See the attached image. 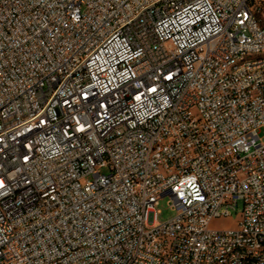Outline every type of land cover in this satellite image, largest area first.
<instances>
[{
  "label": "built area",
  "instance_id": "obj_1",
  "mask_svg": "<svg viewBox=\"0 0 264 264\" xmlns=\"http://www.w3.org/2000/svg\"><path fill=\"white\" fill-rule=\"evenodd\" d=\"M262 10L0 0V264H264Z\"/></svg>",
  "mask_w": 264,
  "mask_h": 264
},
{
  "label": "rangeland",
  "instance_id": "obj_2",
  "mask_svg": "<svg viewBox=\"0 0 264 264\" xmlns=\"http://www.w3.org/2000/svg\"><path fill=\"white\" fill-rule=\"evenodd\" d=\"M263 1V10L259 17L264 22V0ZM259 137L262 138V142L264 143V128H261L259 132ZM169 198L162 199L157 209L160 211V214L157 215L156 221L159 223H164L175 216V211L171 210L168 204ZM236 216L233 215L231 219H217L212 223V227L216 229H223V228H233L235 225Z\"/></svg>",
  "mask_w": 264,
  "mask_h": 264
}]
</instances>
